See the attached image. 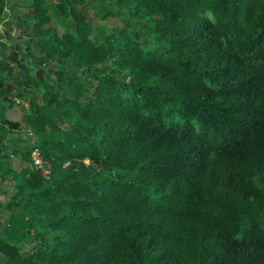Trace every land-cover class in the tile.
I'll use <instances>...</instances> for the list:
<instances>
[{
  "label": "trees",
  "instance_id": "1",
  "mask_svg": "<svg viewBox=\"0 0 264 264\" xmlns=\"http://www.w3.org/2000/svg\"><path fill=\"white\" fill-rule=\"evenodd\" d=\"M108 1L12 5L31 35L0 37L3 264H264V0Z\"/></svg>",
  "mask_w": 264,
  "mask_h": 264
},
{
  "label": "rangeland",
  "instance_id": "2",
  "mask_svg": "<svg viewBox=\"0 0 264 264\" xmlns=\"http://www.w3.org/2000/svg\"><path fill=\"white\" fill-rule=\"evenodd\" d=\"M5 1H6V4H7V0H5ZM25 1L30 3L31 0H25ZM20 4L21 3L18 2V5H20ZM107 6H109L115 12L126 11L127 10V7H125L126 5L125 4L124 5L120 4V2H118V0L108 1ZM95 11H96L95 9H91V11L89 12L90 16L93 15V19H94V21H92L93 24H94V22H98V24L101 27H109L110 28V27H114V26L119 25V24L122 23V21L119 18L115 17V16L108 18V20L107 19L102 20V19L99 18L98 15L95 14ZM11 18H16V17H14V14H12ZM88 19H90V18H88ZM55 25L58 27V30H59V32L61 34L64 33V31L66 30V28L63 25H60V24H58L56 22H55ZM12 29H14V33H16L18 36L17 37H12L11 36L8 39H10V41H17L19 44H21L22 47L23 46L26 47V43H25L24 39L28 38L31 34L28 33L26 31V29H24L23 27H20V29H15V27H12ZM6 39H7V37H6ZM10 41L8 40V42H10ZM0 75L5 77L4 74L2 73V71H0ZM5 75L10 77V75H8V73H5ZM17 80H18V78H17ZM11 104H13V103H11ZM25 107L28 108L27 100H23L22 101V105H19L18 102L14 103L11 108L7 109V111H6L7 117L12 119V120H14V121L22 119ZM26 134H27V130L26 129L23 130L22 135L18 134V133L17 134L16 133H10L8 135V137H9L8 141L13 140L14 138L18 139L20 137H25ZM27 138H29V136H27ZM29 141L32 142V140H30V139H29ZM26 143H27L26 139H22L20 144L21 145H26ZM12 159L14 161L13 162L14 166L20 167V165H21L20 158L18 156H13ZM86 162L88 163L89 161L87 160ZM9 182H10V179L8 180V182H6L4 184L5 186L2 187L3 192L0 193V201L1 202H4L6 199L11 197V194H12V191H13V186H12L13 183H10L8 185ZM0 213H2L3 218H5L7 216V212L4 211V208H2L1 206H0Z\"/></svg>",
  "mask_w": 264,
  "mask_h": 264
},
{
  "label": "built area",
  "instance_id": "3",
  "mask_svg": "<svg viewBox=\"0 0 264 264\" xmlns=\"http://www.w3.org/2000/svg\"><path fill=\"white\" fill-rule=\"evenodd\" d=\"M6 8H7V5H6ZM6 8H5L4 13H6ZM9 18L10 16L6 15L5 19L1 21L0 23L1 30L6 29V23L9 20ZM27 136H29V139L32 140V142L30 141V143L34 144V140L33 138H31L33 136L32 131H28V133L26 134V137ZM30 158H31V166L36 171L40 172L43 176H46V177H48L51 174L52 172L51 164L47 160L44 159L41 151L37 147L31 148Z\"/></svg>",
  "mask_w": 264,
  "mask_h": 264
},
{
  "label": "crops",
  "instance_id": "4",
  "mask_svg": "<svg viewBox=\"0 0 264 264\" xmlns=\"http://www.w3.org/2000/svg\"><path fill=\"white\" fill-rule=\"evenodd\" d=\"M18 2L21 3V4L18 5ZM14 3H17V6H18V8H20V11H21L22 7L25 6L24 3H26V1L25 0H7V4L8 5H7V8H6V12H8V14L10 16L9 19H11L12 14H14L13 11H12V5ZM15 29H17V28H15ZM18 29H20V28H18ZM7 30L11 32L13 37H14V35H17L16 33H14V29H12V27H10V25L8 23H6V29L5 30H1V28H0V37H1V40L4 41V42H8V40H7L8 39V37H7L8 31ZM6 37H7V39H6ZM0 51H1V46H0ZM4 260H5L4 256L2 254H0V264H3Z\"/></svg>",
  "mask_w": 264,
  "mask_h": 264
}]
</instances>
